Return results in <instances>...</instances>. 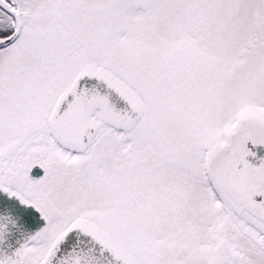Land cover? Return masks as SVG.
Listing matches in <instances>:
<instances>
[{
  "label": "snow or ice",
  "instance_id": "snow-or-ice-1",
  "mask_svg": "<svg viewBox=\"0 0 264 264\" xmlns=\"http://www.w3.org/2000/svg\"><path fill=\"white\" fill-rule=\"evenodd\" d=\"M0 264H264V0H0Z\"/></svg>",
  "mask_w": 264,
  "mask_h": 264
}]
</instances>
